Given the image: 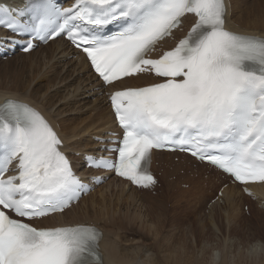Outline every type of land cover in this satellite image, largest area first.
<instances>
[{
    "label": "snow or ice",
    "instance_id": "obj_1",
    "mask_svg": "<svg viewBox=\"0 0 264 264\" xmlns=\"http://www.w3.org/2000/svg\"><path fill=\"white\" fill-rule=\"evenodd\" d=\"M196 19L171 50L157 45ZM0 26L47 42L63 36L84 53L104 85L142 73L159 82L115 91L111 107L123 129L115 160L88 156V166L149 188L152 152L182 151L241 184L264 182V39L226 28L224 0H28L16 10L0 0ZM111 26V28L109 27ZM63 142L37 110L0 104V264H104L99 229L36 228L92 191L73 172ZM15 162L16 174L5 175ZM104 181L97 179L96 183Z\"/></svg>",
    "mask_w": 264,
    "mask_h": 264
},
{
    "label": "bare ground",
    "instance_id": "obj_2",
    "mask_svg": "<svg viewBox=\"0 0 264 264\" xmlns=\"http://www.w3.org/2000/svg\"><path fill=\"white\" fill-rule=\"evenodd\" d=\"M248 1L249 4L246 0H229L226 25L231 31L254 34L264 38V11H262L264 10V2L261 1L260 4L259 2L253 4V1V3H250V0ZM5 2L22 5V0H5ZM247 11L250 13L248 14ZM74 54L75 51L62 40L40 47L29 54H21L22 57L28 58L29 61L35 58V63H31L29 67V70L31 69V81L29 83H27V79L25 80L23 76H21L23 82L19 81L16 77L11 81V85L8 83L9 81L7 82L2 78L4 75L2 73L6 74V72L12 69L11 63L17 59V56L8 61L5 66H0V104L6 100L14 99L37 108L51 124L54 123L58 126L67 150L73 149L79 152L87 147L95 148L96 144L91 138L93 130L97 128L105 130L108 127L114 129L115 124L110 107H104L106 106L105 100L103 97H100V93H102L99 89L101 83L91 72L86 59L84 57H77L74 60L72 59L74 58L72 57ZM27 66L24 64V69ZM17 71L22 72L20 75H25L23 71L19 69ZM34 80L36 81V86L34 84L31 87L30 84ZM150 81L152 80L147 77H133L115 86V89L139 87L148 84ZM61 99H67L68 104L66 105L65 103V105L63 104L60 107L57 105V108L54 109L56 107L55 104H57L55 101L61 104ZM89 99L94 100L91 102ZM64 113H68V116H64ZM60 115L64 117L57 121L55 118L56 116L59 118ZM68 135L73 138L70 143H68ZM175 157L181 156L166 153L154 154V165L160 164L159 172L163 169V166H168L172 171L163 175L176 179L168 184L170 192L162 190L160 198L152 199L149 192L139 191L130 187L125 182L114 180L107 186H103L99 191L100 193L97 194V191L93 192L88 197L82 199L75 208L63 215L52 217L45 221V224H52L50 221L57 219L60 225L90 223L93 220L98 221L100 216H112V220L106 221L100 227L104 232L102 242L104 264H228L229 259L227 254L233 248L234 250L231 252L233 261L230 260V263L231 261L234 262L236 257H243V262L247 259V261H252V264H264V257L261 256L262 252H264V243L259 239L257 240V238L261 239V235L264 233L263 206L260 207L257 214L251 216L252 218L243 219L244 226L240 230L244 232L245 237L236 239L239 243H235V246L231 242L229 245L227 244L228 242L219 244L218 247L222 248L220 250L221 256L218 253H212V255H209L208 260L204 259L206 254L205 248L211 247L209 243L203 244L205 242L203 241L204 236L208 235L210 239V235L216 234L212 229L220 234L224 228L222 219L227 220L226 222L229 226L228 233L234 235L237 231L236 223L240 222V218L236 220V223L230 220L239 213V207L240 205L242 206L243 202L250 201L248 198H244L245 196L243 197L239 186L229 185L224 189L222 197L218 198L217 203L212 206V211L216 213L211 214L209 217L202 216L200 212L208 196L207 192H205L206 190L201 191L202 185L204 182H207V188H212L213 192V188L217 183L220 186L224 185L220 179L222 175L214 169H208V166L197 165V170H194L188 164L189 161L192 164L194 163L189 157H182L185 159L184 162L173 164L174 162H171V159L174 158V161H176ZM76 166L80 170L82 169L81 162H76ZM205 170L209 171V173L205 172ZM87 173L88 171L82 170V174ZM165 179L168 180V178ZM181 181H185L189 185L187 190H175L176 187L181 185ZM112 184L119 185L120 188L117 192H113L109 196L107 195L108 197H105V192L107 191L104 189ZM171 191L178 196L172 195ZM180 193L185 194L187 199L183 198ZM96 194L101 196V199H97ZM257 194L264 200V185L257 186ZM163 195L164 198H162ZM176 198L182 200L184 205L173 208L172 199ZM158 200H161L162 203L157 204L156 201ZM87 201H91L89 206H86ZM194 201H197V203H193ZM260 202L261 200L257 202L258 205ZM251 204L253 205L254 202H251ZM119 205L121 207L116 208ZM166 205H172L170 212L165 210ZM154 206L161 210L163 215L156 214L159 211L153 210ZM184 209H187L189 212L185 219L193 218V221L190 222V227L186 231V237L182 238L183 240L181 239L183 244L179 247L177 246V249H175L172 244L176 242L173 241L171 244L170 241L178 239L176 238L178 237V231H183L182 222L184 219L179 220L176 217L182 215L180 212H185ZM120 210L124 214L118 217ZM173 211L174 213H172ZM219 212H224V216L218 219L217 213ZM67 218H71L72 222H67ZM191 219L187 220V223ZM137 226L140 229H137ZM172 226L176 228L170 230L169 227ZM163 229L166 234L164 236L161 234ZM159 235L161 236L159 237ZM190 238H193L192 243L189 241ZM129 241H141V243L134 245L133 242L132 245V242L130 243ZM186 245L188 247H185ZM200 246L201 249H199ZM152 249L156 251L153 254L151 252ZM196 249L199 250L197 255H195ZM245 250H247V254ZM213 251H216V248ZM162 252L164 254L167 252V254L163 255ZM163 259L164 261L161 262ZM195 259H197V263L192 261ZM235 264H239V262L235 261Z\"/></svg>",
    "mask_w": 264,
    "mask_h": 264
},
{
    "label": "rangeland",
    "instance_id": "obj_3",
    "mask_svg": "<svg viewBox=\"0 0 264 264\" xmlns=\"http://www.w3.org/2000/svg\"><path fill=\"white\" fill-rule=\"evenodd\" d=\"M254 3H253V2ZM261 1H263L264 2V0H250V3H253V4H257L258 2H259V4H260V2ZM246 2L249 4V1L248 0H246ZM257 2V3H256ZM262 11H264V10H262ZM247 13L249 14L250 12L249 11H247ZM261 13V12H260ZM247 14V15H248ZM250 16V15H249ZM244 20H246V19H244ZM247 21V20H246ZM242 22H243V20H242ZM13 59V58H12ZM12 59H9V60H0V66L2 67V65L3 66H5V64L6 63H8V61H10V60H12ZM35 61V58L34 59H32L31 61H29V59L28 58H25V57H22L21 55H19V57L17 56V59H15V61H12V63H11V65H12V69L9 71V72H6V74L5 73H2V74H4L3 76H2V78L4 79V80H6L9 84L11 83V81L12 80H14L16 77H17V79L19 80V81H21V82H23L22 81V79H21V76H23V78L27 81V83H29L30 81H31V77H30V70H29V67H30V64L31 63H35L34 62ZM14 62V63H13ZM10 64V63H9ZM16 64V65H15ZM24 64H26V66H27V68H25L24 69ZM15 68V69H14ZM31 68H32V66H31ZM17 69H19V70H21V71H23L24 73H25V75H23V74H21L20 75V73H22V72H18L17 71ZM12 72V73H11ZM1 74V73H0ZM15 74V75H14ZM28 74H29V76H28ZM20 79H19V78ZM24 80V81H25ZM20 82V83H21ZM36 81L34 80V81H32L31 82V87H33V85L34 86H36V83H35ZM11 85V84H10ZM10 87V86H9ZM43 96V95H42ZM41 99H42V97H41ZM91 102H92V100H94V99H89ZM62 101H63V103H62ZM55 103H57V104H55L56 105V107H54V109H56L57 108V105H58V107H60L61 105H65V103H66V105L68 104V102H67V99H65V100H62L61 99V104L59 103V102H57V101H55ZM54 105V106H55ZM104 107H106V106H104ZM60 109V108H59ZM68 116V113H64V116ZM63 115H60L59 116V118L56 116V120L58 121L59 119H62L63 117H64ZM169 158V157H168ZM173 160V162L174 163H176V162H179V161H174V159H172ZM156 167H160L159 166V164L158 165H156ZM160 170V169H159ZM158 170V171H159ZM161 174V173H160ZM180 175H183V174H180ZM170 179V180H169ZM171 179H172V181H171ZM176 179H174L173 177H168V180H166L165 179V177H164V175H161V182H162V186H161V189H160V191L162 192V190H166V192H170V190H169V187H168V184L170 183V182H173V181H175ZM183 183V184H182ZM181 185L180 186H178V187H176L175 188V190H187V188H189L188 186V184L185 182V181H181V183H180ZM206 184V185H205ZM218 184V183H217ZM216 184V185H217ZM215 185V187L213 188V192H212V188H207V182H204L203 183V185H202V192L204 191V190H206L205 192H207V200H206V202H205V204H204V206L202 207V211L200 212V214H202V216H207V217H209L211 214H215L216 212L214 211H212V206L213 205H215L217 202L215 201V200H213V199H215V197L217 196V191H218V189L220 188V186L219 185H217L216 186ZM183 186V187H182ZM120 188V186L119 185H114V184H112L111 186H109V187H107V188H105L104 190L105 191H107V192H105V197H108L109 196V194H111V193H113V192H117V190ZM189 190V189H188ZM161 192L157 195V194H154V193H150L149 195L152 197V199H157V198H160V195H161ZM209 193V194H208ZM171 194L172 195H175V196H178V195H176V194H174L172 191H171ZM181 194V196L183 197V198H185V199H187V196L185 195V194H182V193H180ZM108 195V196H107ZM210 195V196H209ZM244 197V196H243ZM97 199H101V196H99V195H97V197H96ZM162 198H164V195L162 196ZM244 198H246V197H244ZM110 199V198H109ZM108 199V200H109ZM111 200V199H110ZM173 200V208H175V207H180V206H182V205H184V202L182 201V200H180V199H178V198H176V199H172ZM91 201H87V203H86V206H89ZM197 203V201H194L193 203ZM241 202V201H240ZM156 203L157 204H161L162 202H161V200H158V201H156ZM255 204H251V202H243V204H242V206L240 205V209H239V213L235 216V217H233V218H231V222H233V223H236V220L238 219V218H240V222H238V223H236V225H237V233L235 232V234L233 235V234H229L228 233V229H229V226H228V224H227V220L226 219H222V225H223V227L225 228H223L222 229V234L220 233V234H218L217 233V231L216 230H213L212 229V231H214L216 234H214L213 233V235H210V239H209V236L208 235H206V236H204V238H203V241H205V242H203V244L204 245H206L207 243H209L210 244V246L211 247H209V248H205V256H204V259L205 260H208L209 259V255H212V253H218L219 255H220V250L222 249H220V247H218L219 246V244H224V242H228L227 244L229 245L230 244V242H231V244L232 245H234L235 246V243H239L238 241H236V239H240V238H242V237H245V235H244V232L242 231V230H240L241 229V227L242 226H244V223H243V219L244 218H247V219H249V218H252L251 216L252 215H254V214H257V212H258V210H259V206H257V204H256V202H254ZM221 204H224V203H221ZM121 207V205H119V207H116V208H120ZM171 208H172V205H169V206H165V210H167L168 212H170L171 211ZM203 208H204V210H203ZM249 208V209H248ZM122 210V209H121ZM120 210V213H119V215H118V217H120L122 214H124V212L123 211H125L124 209H123V211H121ZM153 210H155V211H159V212H157L156 214H158V215H163L162 214V211L161 210H159L158 208H156L155 206L153 207ZM185 210V212L184 211H182V212H180V214H182V215H178L176 218L177 219H184L183 220V222H182V229H183V231L182 232H179L178 231V237H176V238H178V239H176V240H171L170 241V243L172 244L173 243V241L174 242H176L175 244L173 243L172 244V246H174L175 247V249H177V246L179 247L180 245H182L183 244V239L186 237V231L189 229V227H190V222H192L193 221V218L191 219V218H189V219H191V221H189L188 223H187V220H189V219H185V217L187 216V214L189 213L188 211H187V209H184ZM249 210V211H248ZM94 211H96V210H94ZM123 212V213H122ZM184 212V213H183ZM204 212V213H203ZM218 212V211H217ZM172 213H174V211L172 212ZM196 213H199V212H196ZM184 214V215H183ZM199 214V215H200ZM221 214V215H220ZM217 215H218V219H219V217L221 218V216H224V212L222 213V212H219V213H217ZM220 215V216H219ZM195 217V216H194ZM164 218V217H163ZM113 219V217L111 216V217H108V216H100L99 217V220L98 221H94L93 220V222H99V224H101L102 226L105 224V222L107 221V222H109L110 220H112ZM178 220V221H179ZM206 221V220H205ZM177 222V221H176ZM178 223V222H177ZM233 223H231V224H233ZM156 224V223H155ZM249 225V224H248ZM173 227V226H172ZM169 227V229L170 230H173L174 228H176V227ZM249 227L251 228V226L249 225ZM211 228H212V224H211ZM137 229H140L138 226H137ZM168 230V229H167ZM218 230V229H217ZM176 231V230H175ZM163 232V233H162ZM162 232H161V234H162V236H164V235H166L165 233H164V229L162 230ZM181 233V234H180ZM149 235H150V233H149ZM183 235H184V237H183ZM235 235H237L238 236V238H237V236H235ZM161 235H159V237H160ZM235 236V237H234ZM151 237V236H150ZM183 238V239H182ZM264 233L261 235V239L260 238H257V240L259 239V240H261L263 243H264ZM182 239V240H181ZM209 239V240H208ZM131 240V239H130ZM182 243H181V242ZM189 241L192 243L193 242V238H190L189 239ZM132 245H133V242L134 241H129ZM129 242H128V244H129ZM137 242V241H136ZM136 242H134V245H138V244H140L141 243V241H138L137 242V244H135ZM150 243V242H149ZM127 244V245H128ZM171 246V247H172ZM185 247H188L187 245L185 246ZM216 248V251H213L214 249ZM199 249H201V246H200V248ZM233 250H234V248L232 249V251L231 252H233ZM151 252H152V254L153 253H155L156 251H154L153 249L151 250ZM192 252V251H191ZM199 252V250L198 249H196V253H195V255H197V253ZM225 252H226V254H227V251L225 250ZM224 252V253H225ZM231 252H229L227 255H228V264H235V261L236 262H239V264H252L253 262L252 261H247V259H245L246 260V262H245V260H244V262L242 261V259H243V257H239V258H235V261L234 262H232L233 261V259H232V257H233V255L231 254ZM237 252V251H236ZM245 253L247 254L248 252H247V250H245ZM162 254L163 255H165V254H167V252H165V254L162 252ZM194 254V253H193ZM243 254H244V252H243ZM190 255H192V254H190ZM221 256V255H220ZM261 256H263L264 257V252H262V255ZM262 257V258H263ZM218 258H219V256H218ZM230 260H232L231 261V263H230ZM164 261V259L163 260H161V262H163ZM194 263H197L198 261H197V259H195V260H192ZM208 264V263H207Z\"/></svg>",
    "mask_w": 264,
    "mask_h": 264
}]
</instances>
